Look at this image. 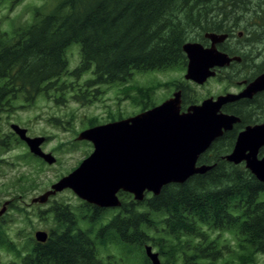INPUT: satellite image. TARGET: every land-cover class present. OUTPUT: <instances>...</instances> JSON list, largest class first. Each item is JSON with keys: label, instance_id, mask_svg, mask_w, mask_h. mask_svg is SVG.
<instances>
[{"label": "trees", "instance_id": "obj_1", "mask_svg": "<svg viewBox=\"0 0 264 264\" xmlns=\"http://www.w3.org/2000/svg\"><path fill=\"white\" fill-rule=\"evenodd\" d=\"M224 2L244 1L44 0L31 9L30 22L0 33V112L12 111L16 102L30 104L44 92L57 94L64 86L61 79L68 75L79 78L90 73L84 86L96 88L125 82L134 72L185 70L182 46L201 42L206 32L219 31L207 17L215 9L205 6ZM72 44L79 46V62L68 71L66 50ZM256 67L264 71V59ZM70 100L88 102L81 94ZM249 105L231 109L240 123L199 157L197 164L211 166L210 170L182 184H168L158 195L147 194L139 202L131 195L129 200L121 198L116 210L85 202L73 209L54 202L38 213L41 218L42 213L51 216L53 224L44 243L28 236L19 245L0 226V248L13 255L0 264H110L109 256L105 262L98 253V247L110 245L120 246L126 260L139 251L143 264H150L144 253L147 243L162 264H253L256 254H264V184L243 164L223 159L239 130L264 118L258 116L264 111V100L254 99ZM149 108L142 103L140 111ZM10 135L11 140H0V150L21 143ZM108 213L112 214L106 218ZM101 220L105 224L95 229ZM209 231L233 233L235 256Z\"/></svg>", "mask_w": 264, "mask_h": 264}, {"label": "water", "instance_id": "obj_2", "mask_svg": "<svg viewBox=\"0 0 264 264\" xmlns=\"http://www.w3.org/2000/svg\"><path fill=\"white\" fill-rule=\"evenodd\" d=\"M204 37L211 43L209 48L198 42L182 46L187 60L184 79L197 85L213 77L214 68L239 60L216 50V44L222 43L226 35L207 33ZM263 91L264 73L249 82L239 94L208 98L187 107L184 112H181L178 91L162 104L132 117L88 128L80 132L76 140L91 144L90 155L31 203L44 204L57 193L70 190L88 204L115 208L120 206L119 192L128 193L139 202L146 193L156 196L168 184H182L194 175L203 174L211 166L198 165V158L217 138L240 122L238 117L220 112L222 106L241 98L251 99ZM10 129L30 154L47 165L55 163L54 156L41 149L43 137H29L26 129L15 124L10 125ZM263 147L264 123L248 125L238 132L232 150L223 159L233 165L243 164L264 184V155L260 152ZM47 237L44 231L34 233L39 243H44ZM144 252L150 264H161L150 246H145Z\"/></svg>", "mask_w": 264, "mask_h": 264}, {"label": "rangeland", "instance_id": "obj_3", "mask_svg": "<svg viewBox=\"0 0 264 264\" xmlns=\"http://www.w3.org/2000/svg\"><path fill=\"white\" fill-rule=\"evenodd\" d=\"M243 1L239 3L264 2V0ZM43 3L44 0H19L16 3L14 0L4 1L0 5V33L9 32L16 24L30 22L31 9ZM248 20L249 18L246 19V23ZM253 22L254 19L251 23ZM261 27L264 31V24ZM258 48L262 49L261 46ZM66 58L68 71H71L79 62V46L76 44L69 46L66 50ZM254 62L257 64L258 60ZM249 63L250 59L245 58L243 66L248 68ZM184 74L185 70L178 69L134 72L125 82L101 85L96 88H85L84 86L87 79L91 78L90 73L83 74L79 78L68 75L61 79L60 83L64 86L60 89L62 91L57 93L58 95L53 92H44L30 104L16 102L12 111L0 112V140L6 141L9 138L11 140L10 125H18L27 130L29 137H43L42 151L50 153L56 160L52 165L37 162L28 155V148L23 142L18 145L11 144L8 150H0L2 154L0 158L3 159L0 163V210L6 203L5 210L0 215V226L3 227L2 231L5 232L6 237L21 245L25 243L24 240L28 236L34 238L36 231L48 232L52 227L51 216L42 213L43 218L38 217L39 211H46L54 202L66 204L73 209L78 208L83 202L70 190H64L50 197L44 204L31 203L33 198L49 190L52 184L73 171L93 151L89 142L76 140L80 132L97 125L132 117L142 112L140 111L142 103L150 108L160 105L172 98L175 92L174 87L177 85L188 87L192 92L191 100L201 103L210 96L223 92H235L238 88L235 83L248 77V73L238 70L234 78L223 74L219 81L211 80L206 85L197 86L184 80ZM61 92L64 93L62 98H60ZM80 94L84 96V101L88 102L81 104L70 100L73 96ZM91 95L95 98H91ZM55 100L59 103H55ZM127 196L129 194L121 198L124 199ZM131 198L127 197L126 200ZM18 209L23 211L19 212ZM111 214L108 213L106 218H109ZM29 219L30 222H28ZM105 221L101 220L95 229L104 225ZM156 221L158 224L157 219ZM80 227L86 228L84 224H80ZM209 232L211 238H217L219 244L227 245L228 249L232 250L230 255L235 256L238 247L233 233ZM145 246L151 247L148 243ZM0 249V262L13 259L12 254L6 253L7 251L3 248ZM152 251L157 253L154 248ZM98 253L105 262L109 256L110 264H143L142 259L139 258L141 255L139 251L126 260L122 256L124 253L120 246L110 245L107 249L98 247ZM158 258L162 264L163 259L159 255ZM253 264H264V254H256Z\"/></svg>", "mask_w": 264, "mask_h": 264}, {"label": "flooded vegetation", "instance_id": "obj_4", "mask_svg": "<svg viewBox=\"0 0 264 264\" xmlns=\"http://www.w3.org/2000/svg\"><path fill=\"white\" fill-rule=\"evenodd\" d=\"M205 7L215 9V12L207 14V17L208 16L211 17V19L216 22V26L219 28V31L204 33L203 38L201 39V42L199 43L204 48H209L211 43L208 39L204 37L205 34L215 33V34L226 35V38L222 43L216 44L215 46L216 50L221 53L226 54L229 58H238L239 60L238 61L232 60L228 66H225L222 68H214L213 71L215 72V75L207 79L203 85H206L211 80L219 81L220 77H222L223 74H225L227 77L230 76L234 78L233 76L236 75V72L238 70L242 73L243 71H245L246 74L248 73V77L242 78L240 81L235 83L236 86L238 87L235 92H223L219 95L210 96V98L216 99L218 96H222V95L229 94V93L239 94L249 82L254 80L258 75L264 73V71H261L262 69H260L259 67H256L260 63V60L264 59L263 58L264 57V45H263L264 44V31L262 30V27H261V25L264 24V2L250 3V4L218 3V4H211V5L208 4ZM245 18L246 19L249 18L247 23H246ZM253 19H254V22L251 23ZM260 22H262V24ZM242 27H244V29ZM238 29H240L241 31ZM244 32L246 33L245 35H244ZM259 46H261L262 49H259L258 48ZM245 58L250 59L248 68L243 66ZM254 60H258V63L256 64ZM203 85H200V86H203ZM174 91L180 92L181 112L186 111L187 107L193 104L200 103V102L192 103V100H191L192 92L186 86L181 87L177 85L174 87ZM254 99L257 101L264 100V91L255 94L251 99L241 98L233 102H228L227 104L222 106L220 112L227 114V115H233V116L238 117V115L234 114L233 112L234 110H231V109L242 108L243 106H245L246 103H249L251 105L253 104ZM258 116L260 117L264 116V111L262 114L258 112ZM263 119L259 118L257 123H254L252 125L264 123ZM230 131H227V132H230ZM225 133H223V135ZM222 136H220L219 138H221ZM260 152H261V155H264V147L262 148ZM121 193L123 192H119L117 195L120 201V206L122 204ZM108 209H112V208H108Z\"/></svg>", "mask_w": 264, "mask_h": 264}, {"label": "bare ground", "instance_id": "obj_5", "mask_svg": "<svg viewBox=\"0 0 264 264\" xmlns=\"http://www.w3.org/2000/svg\"><path fill=\"white\" fill-rule=\"evenodd\" d=\"M209 1V0H208ZM237 4V3H236Z\"/></svg>", "mask_w": 264, "mask_h": 264}]
</instances>
